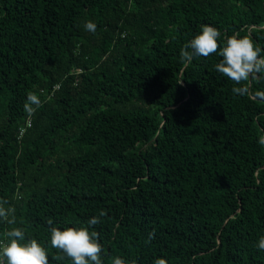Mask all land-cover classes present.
<instances>
[{
  "label": "trees",
  "instance_id": "obj_1",
  "mask_svg": "<svg viewBox=\"0 0 264 264\" xmlns=\"http://www.w3.org/2000/svg\"><path fill=\"white\" fill-rule=\"evenodd\" d=\"M202 24L264 56V0H0V239L71 264L50 228L103 210L104 264H264V74L239 96L214 53L185 63Z\"/></svg>",
  "mask_w": 264,
  "mask_h": 264
},
{
  "label": "clouds",
  "instance_id": "obj_2",
  "mask_svg": "<svg viewBox=\"0 0 264 264\" xmlns=\"http://www.w3.org/2000/svg\"><path fill=\"white\" fill-rule=\"evenodd\" d=\"M84 30L94 32L95 22L87 20L83 24ZM221 33L212 25L202 24L198 33L193 35L181 48L180 56L185 63L191 62L194 57H207L214 53L220 57L214 69L222 76L227 77L234 84L231 92L235 95H250L249 89L241 82H246L253 74H264V56L260 55L261 48L255 44L248 35L233 34L221 41ZM254 98L264 99V91L251 94ZM40 99L33 92L26 94L24 109L32 112L40 105ZM258 144L264 145V135H261ZM12 209L0 207V220L7 218L8 224H13ZM105 215L100 210L96 215L89 217L80 227H65L63 229L51 227L49 230V244L54 249H59L64 256L70 258L71 264H104L102 245L97 239V233L91 230L93 225L100 222V217ZM48 224H52L49 220ZM149 233V237H151ZM255 247L264 251V235L259 236ZM0 264H49L45 248L32 238H25L22 228L12 227L0 239ZM111 264H131L119 256L111 259ZM153 264H166L162 257H156Z\"/></svg>",
  "mask_w": 264,
  "mask_h": 264
},
{
  "label": "built area",
  "instance_id": "obj_3",
  "mask_svg": "<svg viewBox=\"0 0 264 264\" xmlns=\"http://www.w3.org/2000/svg\"><path fill=\"white\" fill-rule=\"evenodd\" d=\"M28 124H29V122H27ZM22 130H20V132H21Z\"/></svg>",
  "mask_w": 264,
  "mask_h": 264
}]
</instances>
